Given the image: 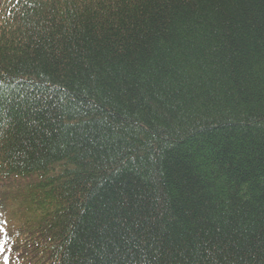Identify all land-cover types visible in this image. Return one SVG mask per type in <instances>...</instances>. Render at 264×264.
Returning <instances> with one entry per match:
<instances>
[{
    "label": "trees",
    "instance_id": "trees-1",
    "mask_svg": "<svg viewBox=\"0 0 264 264\" xmlns=\"http://www.w3.org/2000/svg\"><path fill=\"white\" fill-rule=\"evenodd\" d=\"M0 264H264V0H0Z\"/></svg>",
    "mask_w": 264,
    "mask_h": 264
}]
</instances>
